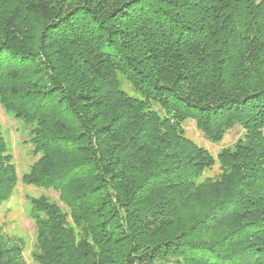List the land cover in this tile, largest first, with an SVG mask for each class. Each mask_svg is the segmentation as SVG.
Here are the masks:
<instances>
[{"label": "trees", "instance_id": "obj_1", "mask_svg": "<svg viewBox=\"0 0 264 264\" xmlns=\"http://www.w3.org/2000/svg\"><path fill=\"white\" fill-rule=\"evenodd\" d=\"M0 104L57 195L30 197L37 264H264V0H0ZM188 121L242 133L213 157ZM10 161L0 132V203Z\"/></svg>", "mask_w": 264, "mask_h": 264}, {"label": "rangeland", "instance_id": "obj_2", "mask_svg": "<svg viewBox=\"0 0 264 264\" xmlns=\"http://www.w3.org/2000/svg\"><path fill=\"white\" fill-rule=\"evenodd\" d=\"M122 88L131 95L127 83L122 80ZM186 136L198 146L207 149L213 157L218 151L229 148L242 133L239 127L231 129L221 143L214 144L206 140L193 121L184 123ZM0 132L4 139L6 152L11 157V164L15 167L17 184L11 196L0 203V228L15 241L23 245L22 258L26 264H37L30 256L36 238L34 222L30 218V197L45 196L56 201L57 195L50 190H42L32 185L23 183L22 178L28 172L35 158L32 154L30 140V126L11 113L5 111L0 104ZM219 173L218 162L206 171L205 177L217 176Z\"/></svg>", "mask_w": 264, "mask_h": 264}]
</instances>
